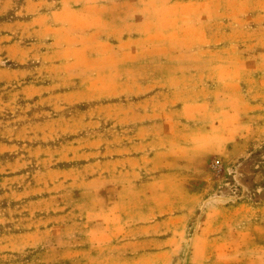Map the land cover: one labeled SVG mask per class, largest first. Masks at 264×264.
<instances>
[{
  "label": "rangeland",
  "instance_id": "374dc122",
  "mask_svg": "<svg viewBox=\"0 0 264 264\" xmlns=\"http://www.w3.org/2000/svg\"><path fill=\"white\" fill-rule=\"evenodd\" d=\"M0 264H264V0H0Z\"/></svg>",
  "mask_w": 264,
  "mask_h": 264
},
{
  "label": "crops",
  "instance_id": "0c3cea01",
  "mask_svg": "<svg viewBox=\"0 0 264 264\" xmlns=\"http://www.w3.org/2000/svg\"><path fill=\"white\" fill-rule=\"evenodd\" d=\"M205 52H204V49H199V48H196V53H195V55H196V57H200V56H205ZM235 64H233V63H231V62H229V67H228V72H234V71H237V69H234V66ZM149 68V67H148ZM235 73V72H234ZM231 79L232 80H235L236 81V77H232L231 76ZM208 80V79H207ZM197 107L195 106V105H186V106H184L183 107V110L185 109V110H194V109H196Z\"/></svg>",
  "mask_w": 264,
  "mask_h": 264
},
{
  "label": "built area",
  "instance_id": "2783aa9c",
  "mask_svg": "<svg viewBox=\"0 0 264 264\" xmlns=\"http://www.w3.org/2000/svg\"><path fill=\"white\" fill-rule=\"evenodd\" d=\"M213 169L216 170V171H219L220 165H219V162L218 161H215L214 162Z\"/></svg>",
  "mask_w": 264,
  "mask_h": 264
}]
</instances>
